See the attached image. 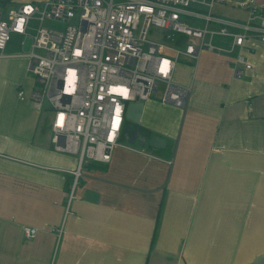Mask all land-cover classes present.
I'll list each match as a JSON object with an SVG mask.
<instances>
[{
    "label": "crops",
    "instance_id": "1",
    "mask_svg": "<svg viewBox=\"0 0 264 264\" xmlns=\"http://www.w3.org/2000/svg\"><path fill=\"white\" fill-rule=\"evenodd\" d=\"M15 36L0 57V264H264V43L246 41L242 78L216 55L199 79V59L184 109L146 101L141 121L147 107L170 112L151 135L175 147L115 150L69 202L77 160L37 139L31 41Z\"/></svg>",
    "mask_w": 264,
    "mask_h": 264
},
{
    "label": "built area",
    "instance_id": "2",
    "mask_svg": "<svg viewBox=\"0 0 264 264\" xmlns=\"http://www.w3.org/2000/svg\"><path fill=\"white\" fill-rule=\"evenodd\" d=\"M230 3L247 13L245 20L214 14L216 5ZM33 20L40 23L34 33ZM46 20L66 26L50 28ZM11 34L24 37L23 45L31 41L22 56L42 91L29 98L40 111L44 100L50 104L53 149L77 156L75 169L66 171L71 202L87 166L110 163L119 148L147 154L123 140L131 104L156 95L186 107L191 85L175 82L180 60L196 65L206 50L231 58L237 78L253 70L245 43H264V6L258 0H47L43 8L25 3L5 18L0 1V57ZM18 95L25 99L23 90ZM37 232L24 228L27 239Z\"/></svg>",
    "mask_w": 264,
    "mask_h": 264
},
{
    "label": "rangeland",
    "instance_id": "3",
    "mask_svg": "<svg viewBox=\"0 0 264 264\" xmlns=\"http://www.w3.org/2000/svg\"><path fill=\"white\" fill-rule=\"evenodd\" d=\"M3 8H4V17L7 18V15L9 13V11L12 10H17L19 9L23 4L25 3H30V4H34L40 8H43L44 3L47 0H0ZM203 13H206L207 10L203 9L201 10ZM214 14L222 16L224 18H232V19H243L245 17H247V13L242 11L239 7H235L233 3L230 4H218L215 6L214 9ZM245 16V17H243ZM39 22L38 21H31V26L33 27V31L35 32L36 29L39 26ZM44 25H46L47 27L50 28H57V29H64L66 24L63 23H59L57 21H50V20H46L44 22ZM17 34H11V40H10V44H12L13 46H21V42L22 39L18 36H15ZM217 53H212V52H208V51H204L201 54V58L199 61V70L197 73L198 78L200 79V77H202L204 75V72H208L210 73V71H213L220 63L217 60ZM195 66V63L193 61H190L188 59H182L179 61L178 65H177V69L175 72V82L178 84H181L183 86H190L191 84V78H192V74H193V67ZM198 78L195 84L198 83ZM35 80V78H34ZM243 81H248L247 78H243ZM34 90L37 91H42V85L36 84L34 85ZM154 100L158 101L159 97H157L156 95L153 96ZM150 108L147 107L146 111H145V117L146 115L150 116V119L152 120V123L150 126H147L146 124H144L145 120L139 122V123H133L128 121L127 124H130L133 128L134 126L136 127V130L138 129H143L145 132H152L153 134L156 133L155 130H158V128L161 127V125H163L164 123H166L164 120L166 119V116L170 113L168 111L162 110V108H155L154 110L151 109V111L149 110ZM174 115H172L171 117H173ZM51 119H52V111H51V107L50 104L47 100L43 101V109L39 112V124H38V129H37V139L39 141L42 142H49L50 140V145L53 148V144H52V136L53 133L51 131ZM168 125V123L166 124V126ZM46 127V128H45ZM130 140V137L128 138ZM165 140L167 141V147L169 149H173L175 147L176 144V140L171 137V136H166ZM125 143L130 144L128 140L125 141ZM132 145H135L136 147H140V141L139 139L137 140L136 143H132ZM146 150L149 152H153L154 149H152V147L146 146ZM155 151V150H154ZM66 155H70L72 157H75L77 160V156L72 155V154H67ZM171 155V154H170ZM169 155V156H170Z\"/></svg>",
    "mask_w": 264,
    "mask_h": 264
},
{
    "label": "water",
    "instance_id": "4",
    "mask_svg": "<svg viewBox=\"0 0 264 264\" xmlns=\"http://www.w3.org/2000/svg\"><path fill=\"white\" fill-rule=\"evenodd\" d=\"M144 106L145 102L131 104L127 113L128 121L133 123H139L141 121ZM138 139L139 134L133 136L132 138H130V144L136 143ZM139 141L141 147L149 146L155 149H164L167 146V141L163 137L158 135H151L150 137L143 135L141 137V140Z\"/></svg>",
    "mask_w": 264,
    "mask_h": 264
},
{
    "label": "trees",
    "instance_id": "5",
    "mask_svg": "<svg viewBox=\"0 0 264 264\" xmlns=\"http://www.w3.org/2000/svg\"><path fill=\"white\" fill-rule=\"evenodd\" d=\"M136 126V125H135ZM134 126V128L130 125V124H127V129L125 131V134H124V137H123V140L126 141L127 139V136H129V133H130V130H136V127ZM140 132L141 134H143L144 136H148L150 137L151 136V132H145L143 129H138L137 132Z\"/></svg>",
    "mask_w": 264,
    "mask_h": 264
},
{
    "label": "flooded vegetation",
    "instance_id": "6",
    "mask_svg": "<svg viewBox=\"0 0 264 264\" xmlns=\"http://www.w3.org/2000/svg\"><path fill=\"white\" fill-rule=\"evenodd\" d=\"M129 135H130V138H132L133 136L138 135V132H137V130H130ZM142 136H143V134L142 135L139 134V140H141Z\"/></svg>",
    "mask_w": 264,
    "mask_h": 264
}]
</instances>
